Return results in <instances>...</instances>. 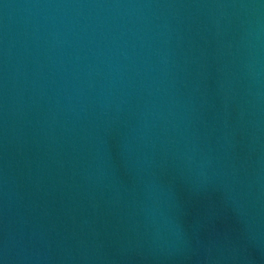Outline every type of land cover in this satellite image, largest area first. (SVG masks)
<instances>
[{
  "label": "water",
  "instance_id": "obj_1",
  "mask_svg": "<svg viewBox=\"0 0 264 264\" xmlns=\"http://www.w3.org/2000/svg\"><path fill=\"white\" fill-rule=\"evenodd\" d=\"M0 264H264V0H0Z\"/></svg>",
  "mask_w": 264,
  "mask_h": 264
}]
</instances>
